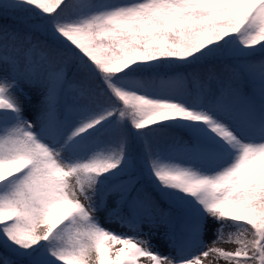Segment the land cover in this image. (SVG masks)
<instances>
[{
    "label": "snow or ice",
    "instance_id": "obj_1",
    "mask_svg": "<svg viewBox=\"0 0 264 264\" xmlns=\"http://www.w3.org/2000/svg\"><path fill=\"white\" fill-rule=\"evenodd\" d=\"M142 259L264 264V0H0V264Z\"/></svg>",
    "mask_w": 264,
    "mask_h": 264
},
{
    "label": "rangeland",
    "instance_id": "obj_2",
    "mask_svg": "<svg viewBox=\"0 0 264 264\" xmlns=\"http://www.w3.org/2000/svg\"><path fill=\"white\" fill-rule=\"evenodd\" d=\"M121 230H124V229H121ZM145 230H146V229H145ZM153 242H154V243H157L156 240H154ZM221 246H222V247H225V248H231V247H233V245H230V244H224V245H221ZM142 264H147V261L142 259ZM205 264H207V261H205ZM219 264H225V262L221 260V261L219 262Z\"/></svg>",
    "mask_w": 264,
    "mask_h": 264
}]
</instances>
